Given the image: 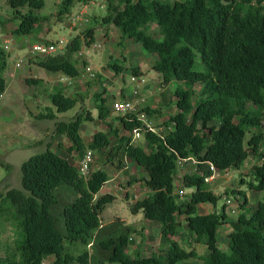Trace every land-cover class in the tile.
<instances>
[{
	"label": "trees",
	"instance_id": "16d2710c",
	"mask_svg": "<svg viewBox=\"0 0 264 264\" xmlns=\"http://www.w3.org/2000/svg\"><path fill=\"white\" fill-rule=\"evenodd\" d=\"M8 1L16 21L12 30L16 36L35 33L47 19L37 13L46 0ZM91 1L60 0L58 17L63 19L72 13L77 2ZM102 22L114 24L125 37L156 53L153 69L162 75L164 83L177 79L201 84L196 101L195 88L178 87V111L165 122L173 127L160 133H143L150 150L135 143L131 135L142 125L137 114H118L130 135L121 133L114 120H109L111 107L106 104L104 91L94 93V105L109 130H97L91 140L85 141L82 124L93 114L81 110L55 124V134L67 136L71 141L68 149L76 150L81 157L88 149L96 150L106 153L109 160L118 156L123 166L126 159L133 160L148 173L143 177L149 191L131 208L160 224V249H166L147 255L138 249L131 254V236L137 228L120 219L108 224L101 219L108 203L115 199L110 193L97 195L109 181V171L98 168L82 174L79 166L49 146L24 161L23 189L10 187L0 192V221L11 218L20 229L14 254L0 259V264H44L50 255L55 256L51 264H176L192 258L202 264H264V198L255 208L249 206L247 196L241 202L242 211L232 221L233 229L227 236L228 250L219 246L218 236L228 217L227 203L221 212L198 211L199 203L216 204L224 196L206 180L213 172L211 164L219 171L239 169L258 153L259 162L252 166L249 183L251 188L264 191V0H108ZM153 22L162 38L151 32ZM95 32L94 26L87 27L72 37L64 50L37 55L34 60L42 68L80 76L86 62H78L74 55L95 42ZM198 57L203 69L196 68ZM9 58L7 49L0 45V97L7 87ZM112 66L116 72L123 69L118 63ZM139 71L134 68L136 75ZM98 75L103 78V74ZM26 80L30 84L42 81L32 76ZM50 97L58 111L73 108L84 99L83 94L71 95L62 87H55ZM48 107L37 117L55 119L56 113ZM146 109L150 114H163L159 108ZM215 120L220 123H213ZM113 136L118 137L117 144H112ZM179 157L198 160L183 175L184 184L194 187L188 196L176 191ZM67 186L75 191L68 202L63 196L64 191H71ZM183 221L189 232L182 230ZM174 236L185 237L188 248ZM195 243L206 244L209 252L199 253ZM71 245L84 249L75 252Z\"/></svg>",
	"mask_w": 264,
	"mask_h": 264
},
{
	"label": "rangeland",
	"instance_id": "374dc122",
	"mask_svg": "<svg viewBox=\"0 0 264 264\" xmlns=\"http://www.w3.org/2000/svg\"><path fill=\"white\" fill-rule=\"evenodd\" d=\"M59 5L60 0H46L45 6L38 9L37 13L46 16L47 19L41 22L35 33L26 36H16L12 31L16 26V21L12 18L13 9L8 0H0V45L5 46L6 42H10V47L7 49L10 54L9 68L6 72L8 87L6 93L0 100V192H5L10 187L23 189V163L32 155L45 151L49 146L55 148L52 144L55 145L56 139L58 138V135L55 134L57 120H69L79 110L84 113L87 111L92 113L93 118L85 119L82 124L81 133L85 141H89L97 130H109L108 123L98 117L99 109L94 105V93L100 91H104L105 94L108 93L106 104L109 108L117 99H122L126 96L134 97L132 93L138 84V82L132 80L133 74L136 75L134 72L135 67L139 70L143 68V71L140 70L138 74H140L139 77L146 78V82L138 86L139 96L144 98V101L138 105V114H144L146 118L151 119L159 132L163 131L162 128L165 127L166 120L178 111L176 105L177 97L175 94L178 87L195 88L197 95L194 96V101L197 100V96L201 90L200 83H191L177 79L169 83H164L162 75L153 69V63L156 58L154 53L148 51L142 43L125 37L122 31L114 24L110 25L102 22L103 16L107 13L108 0H93L89 4L77 2L72 8V13L64 16L63 19L58 17ZM85 5L88 6L85 7ZM77 16L88 18L89 22L82 23L83 25L72 29L75 23L74 17ZM90 26L96 28L95 42L90 46H84L82 54L77 52L74 55L78 62H86L85 66L82 67V74L77 77L70 76V82L64 87L73 88V90H69L71 95L83 94V102L77 103L73 108L66 111H58L49 96V93H52L55 89L51 81L30 84L26 80V76H29L33 71L32 69H36V66H38L34 60L37 55L29 57V48L31 44L39 40L48 43L55 42V40L61 38L70 40ZM151 32L158 38L163 37L155 22L152 23ZM95 43L98 45L94 46ZM88 49L89 51L84 53ZM85 56H89L91 59H84L86 58ZM19 58L24 59L23 63H18ZM27 62H32V66H28L29 63ZM115 63L123 66V69L116 72L112 66ZM203 64L201 58L198 57L196 68L203 69ZM15 66H18L20 71L16 69L13 72ZM86 67H91L95 70L97 76H89V70ZM107 68L108 72L110 71L113 74L109 77L110 80L105 79L104 81L98 73L102 74ZM42 70L46 69L42 68ZM20 74H22V77ZM32 74H41V72H32ZM64 76L67 75L64 74ZM77 87L79 91H74L75 88L78 89ZM36 96L41 98V111L48 110L49 107L46 105V102L52 103L49 106H51L57 115L55 119L40 118L30 114L29 109L37 101ZM30 104L31 106L29 108ZM146 107L162 109L163 114H158V112L150 114ZM108 118L112 122L114 120L113 124L120 128L121 133L130 135V131L122 127L118 114L111 108ZM35 123L38 124L37 127L34 126ZM213 123H220V121L215 120ZM30 124L32 125L31 127H29ZM1 132L7 133V135L10 134V136L1 137ZM251 134L252 132L248 133L247 139ZM61 136L63 139L57 142L59 149H52L54 151L57 150V152L59 150L78 166L82 155L76 150H69L66 144L71 141L67 136ZM27 141L30 144L23 145ZM134 142L142 144L147 150H150L145 135H141ZM117 143L118 137L113 136L112 144ZM258 155V153H255L250 156L242 168H229L226 171H220L210 181L211 188L217 194H223L224 196L220 197L216 204L205 202L208 203L206 211L221 212L227 198H230L233 202L232 205H226L225 210L227 211L228 217L218 231L219 246L226 250L230 248L229 243L226 241L228 239L226 238H228V233L233 229L231 221L237 220L242 211V207L240 206L242 204L241 202H244L247 191H252L249 183L251 180L250 171L253 164L259 162L257 159ZM93 158L91 171L102 168L108 170L110 173L109 181L97 195L106 193L115 195L114 201L108 203L102 213L101 219L103 224L120 219V221H124L137 228V232L131 236L133 238L129 247L131 254L138 249H142L145 255L154 251L162 253L166 248L160 249L162 248V241L159 234V227L156 226L157 223L153 225V220L146 218L142 211L134 213L131 208L134 201L149 191L144 180V177L148 176V173L138 164L131 165V163H128L129 167L127 169V163L124 166L121 165L118 156L114 160H109L106 153L94 150ZM195 165L191 162H186L183 166H179V174L175 181L176 191L179 194L183 192V194L188 196L194 190V187H188L184 184L183 175L189 172ZM67 188L71 191H64L63 196L65 201L68 202L75 197V191L71 186H67ZM262 192L264 194V191ZM256 204L258 205V202L255 203V206ZM63 206L61 207L63 208ZM232 207L237 209L236 213L231 212ZM9 216H12L11 213ZM62 228L64 230V227ZM182 230L189 232L188 225L185 221H183ZM187 234L184 233V236ZM19 236L20 229L15 223V220L4 218L0 221V259L5 260L9 255L14 254ZM172 238L178 240L183 246L188 248V242H185V237L174 236ZM67 244L70 246L69 242ZM195 247L199 252L203 253L209 250L204 243L195 244ZM83 249L84 247L82 245L79 247L71 245L72 251L78 252ZM88 249L93 251L91 246H88ZM54 259L55 256L50 255L45 258L44 264H51ZM70 264L82 263L74 262ZM176 264H202V262L197 259H185Z\"/></svg>",
	"mask_w": 264,
	"mask_h": 264
},
{
	"label": "built area",
	"instance_id": "2783aa9c",
	"mask_svg": "<svg viewBox=\"0 0 264 264\" xmlns=\"http://www.w3.org/2000/svg\"><path fill=\"white\" fill-rule=\"evenodd\" d=\"M75 23L72 26V29H74L77 26L83 25L82 23H88L89 19L88 18H84L81 16H77L74 17ZM69 42V40H66L65 38H61L58 40H55V42H44V41H36L33 44H31L30 48H29V56H34V55H48V54H54L57 53L59 51H62L65 49L67 43ZM10 43V42H9ZM9 43L6 42L5 44V49H9ZM92 45V44H91ZM98 44L95 43L94 46H97ZM90 46V45H89ZM84 51V50H83ZM89 51L85 50L84 53H87ZM81 54L83 53L82 50L79 51ZM22 58L18 59V63L21 64L23 63ZM86 69H88L89 71V76L91 77H96L97 74L95 72V70H93L91 67H86ZM140 75H134L132 76V80L138 82L137 87L134 89L133 91V95L134 97H127V98H122V99H117L115 100L112 105H111V109L117 113V114H121V115H127V114H132L135 113L138 115V117L141 119L142 121V125L139 127L134 128L131 131V135L133 137V139H137L139 138L141 135H143L144 132L146 131H153L156 133H160L159 131H157L156 126L154 125L153 121L149 118H146L144 116V114H138L139 110H138V105L140 103H142L144 101V98L139 96V84L146 82V78L145 77H139ZM62 80L66 81V82H70V76H64L62 78ZM173 126H166L163 127L162 129H171ZM93 156H94V151L91 149L86 150L84 156L80 159L79 161V169L81 171L82 174H89L91 171V166H92V162H93ZM186 162H191L194 165L198 163V160L193 158V157H188V158H183V157H179L178 161H177V165L179 166H183ZM126 168H128V163H129V159H126ZM211 169H212V174L206 177L207 181H211L212 179L215 178V176L217 174H219V169L214 165L211 164ZM181 194H183V192H181ZM227 205H232L233 202L230 198H227L226 200ZM231 212L232 213H236L237 209L232 207L231 208Z\"/></svg>",
	"mask_w": 264,
	"mask_h": 264
},
{
	"label": "crops",
	"instance_id": "0c3cea01",
	"mask_svg": "<svg viewBox=\"0 0 264 264\" xmlns=\"http://www.w3.org/2000/svg\"><path fill=\"white\" fill-rule=\"evenodd\" d=\"M86 6H88V5H85V7ZM69 28V30H71L70 29V27H68ZM128 39H130V38H128ZM130 40H132V39H130ZM154 55H156L155 57L157 58V54L156 53H154ZM29 57H31V56H29ZM86 57V56H85ZM155 58V59H156ZM84 59H87V60H90L91 59V57H89V56H87L86 58H84ZM27 63H29V62H27ZM26 63V64H27ZM16 64V63H15ZM25 64V63H24ZM28 66H32V62H30L29 63V65ZM17 69V71L19 70V68H18V66H15V68H14V70H13V72L15 71ZM32 69V68H31ZM33 70V71H32ZM31 71L32 72H41V74H32V72L29 74V76H32V77H38V78H41L42 79V81L40 82V83H47L48 81H51L53 84H54V87H62L64 90H65V92L66 93H68V94H70L69 93V90H73V88L72 87H70V88H64L65 87V85L68 83V82H66V81H64V80H62V78L64 77V73H62V72H56V71H51V70H48V69H46V70H42V67H40L39 65L38 66H36V69H32ZM141 71H143V68H141L140 69ZM20 71V70H19ZM107 72H108V68H107V70H106ZM106 71H104L102 74H103V80L105 81V79L106 80H110L109 79V77H111V75L113 74V73H111L110 71L108 72V74H107V72ZM21 73V72H20ZM106 74V75H105ZM20 76L22 77V74H20ZM26 77H28V76H26ZM107 77V78H106ZM51 79V80H50ZM7 87H8V82H7ZM7 87H6V90H5V92L1 95V97H0V100L2 99V97H3V95L6 93V91H7ZM78 88V87H77ZM74 91H79V88L78 89H76L75 88V90ZM34 94H36V93H34ZM49 94H51V93H49ZM107 94L108 93H106V96H107ZM50 96V95H49ZM36 98H37V101H35V104L34 105H32V107L30 108V106H31V104L29 105V111H30V114H32L33 116H37V114L38 113H40L41 112V98L40 97H37L36 96ZM51 98V97H50ZM125 98H127V96L125 97ZM50 104H52L51 102L50 103H48V102H46V105H50ZM5 105V104H4ZM5 107V106H4ZM3 107V108H4ZM51 107V106H50ZM2 108V109H3ZM40 125V124H39ZM32 125L30 124V126L29 127H31ZM34 126H38V124H34ZM40 127V126H39ZM41 128V127H40ZM8 136H10V134L9 135H7V133H2L1 132V137H8ZM55 136V135H54ZM63 139V137L61 136V135H58V138L56 139V143H55V145L54 144H52L53 146H55V148H57V149H59V147L57 146V142H60L61 140ZM92 139V138H91ZM91 139H89V140H91ZM23 144V143H22ZM26 144H30V142L29 141H27L25 144H23V145H26ZM67 145V147L69 148L70 146H71V142H69V143H67L66 144ZM53 148V147H52ZM55 148H53V149H55ZM57 151V150H56ZM58 152H60L59 150H58ZM61 154H62V152H60ZM67 157V156H66ZM129 163H131V165H135L136 164V162H134L133 160H129ZM128 169V168H127ZM251 190L252 191H247V193H246V196H247V199H248V204H249V206H252V207H256L257 206V204H256V206H255V203H257V202H259V200L263 197V192L262 191H258V190H255V189H253V188H251ZM255 200H257L256 202H255ZM208 205V203H199L198 204V211L200 212V213H208V211H206V206ZM232 222V221H231ZM153 223V225L155 224V223H157V225L156 226H158L159 227V229H160V224L158 223V222H155V221H153L152 222ZM128 224V223H127ZM232 224V223H231ZM147 234H148V231H147ZM160 234V233H159ZM161 238V237H160ZM226 239H228V238H226ZM227 241V243H228V240H226ZM195 244H200V243H195ZM202 244V243H201ZM199 252V251H198ZM209 252V250H207V251H205L204 253L203 252H199V253H201V254H207ZM192 259H197V258H192ZM197 260H199V259H197ZM200 262H202L201 260H199Z\"/></svg>",
	"mask_w": 264,
	"mask_h": 264
}]
</instances>
